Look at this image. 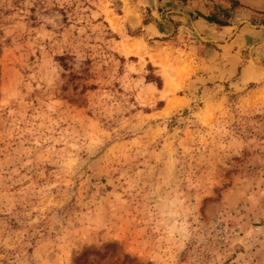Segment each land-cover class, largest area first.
I'll list each match as a JSON object with an SVG mask.
<instances>
[{"label":"rangeland","instance_id":"obj_1","mask_svg":"<svg viewBox=\"0 0 264 264\" xmlns=\"http://www.w3.org/2000/svg\"><path fill=\"white\" fill-rule=\"evenodd\" d=\"M0 264H264V0H0Z\"/></svg>","mask_w":264,"mask_h":264},{"label":"trees","instance_id":"obj_2","mask_svg":"<svg viewBox=\"0 0 264 264\" xmlns=\"http://www.w3.org/2000/svg\"><path fill=\"white\" fill-rule=\"evenodd\" d=\"M208 21H212V22H215V23H218V24H226L225 21L221 20L219 17H217L215 14H209L208 16H204ZM149 78V76L147 77ZM158 80V84H159V79L156 78Z\"/></svg>","mask_w":264,"mask_h":264},{"label":"clouds","instance_id":"obj_3","mask_svg":"<svg viewBox=\"0 0 264 264\" xmlns=\"http://www.w3.org/2000/svg\"><path fill=\"white\" fill-rule=\"evenodd\" d=\"M173 226L174 227H177V228L181 227V225H179L178 223L177 224H174Z\"/></svg>","mask_w":264,"mask_h":264}]
</instances>
